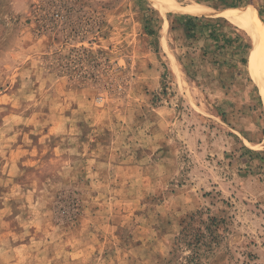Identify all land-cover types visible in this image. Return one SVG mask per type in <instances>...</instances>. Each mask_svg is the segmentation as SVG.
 <instances>
[{"label":"rangeland","instance_id":"obj_1","mask_svg":"<svg viewBox=\"0 0 264 264\" xmlns=\"http://www.w3.org/2000/svg\"><path fill=\"white\" fill-rule=\"evenodd\" d=\"M175 1L0 0V264H180L197 211L204 264H264L260 41L223 12L264 0ZM196 5L231 45L186 38Z\"/></svg>","mask_w":264,"mask_h":264},{"label":"trees","instance_id":"obj_2","mask_svg":"<svg viewBox=\"0 0 264 264\" xmlns=\"http://www.w3.org/2000/svg\"><path fill=\"white\" fill-rule=\"evenodd\" d=\"M240 4L234 3L232 6L238 7ZM258 13L264 21V10H258ZM179 18V25L186 38L203 33L205 38L218 49L233 42L227 34L219 32L216 22L207 21L203 16L182 14ZM223 222V219L219 220L210 215L204 218L202 211L190 215L187 220L182 221L178 234L173 238L171 257H177L187 250L188 253L183 256L184 261L180 264H204L203 258L221 243L223 230L220 227Z\"/></svg>","mask_w":264,"mask_h":264},{"label":"bare ground","instance_id":"obj_3","mask_svg":"<svg viewBox=\"0 0 264 264\" xmlns=\"http://www.w3.org/2000/svg\"><path fill=\"white\" fill-rule=\"evenodd\" d=\"M150 2L154 7L157 9L159 8L160 10H166L168 8L177 10L181 7L176 3L175 0H150ZM184 11L191 15H213L216 13L215 10L204 5L192 6L185 9ZM223 12L230 20L241 25L242 28L246 29L255 38H258V41H260L257 44V54L254 60V74L261 98L264 103V79L262 77L264 69V23L253 12L250 11L243 13L227 11Z\"/></svg>","mask_w":264,"mask_h":264}]
</instances>
